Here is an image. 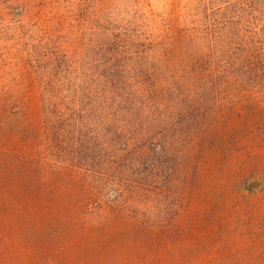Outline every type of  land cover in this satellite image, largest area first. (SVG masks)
Returning a JSON list of instances; mask_svg holds the SVG:
<instances>
[{"label": "rangeland", "instance_id": "1", "mask_svg": "<svg viewBox=\"0 0 264 264\" xmlns=\"http://www.w3.org/2000/svg\"><path fill=\"white\" fill-rule=\"evenodd\" d=\"M192 1L0 0V264H264V99L210 111L198 91H166ZM118 33L167 36L155 48L167 81L132 119L148 132L146 154L166 147L164 174L150 159L147 180L111 175L102 183L113 188L92 192L94 168L48 155L44 82L49 57L90 64L98 39Z\"/></svg>", "mask_w": 264, "mask_h": 264}, {"label": "trees", "instance_id": "2", "mask_svg": "<svg viewBox=\"0 0 264 264\" xmlns=\"http://www.w3.org/2000/svg\"><path fill=\"white\" fill-rule=\"evenodd\" d=\"M178 25L172 45L185 55L172 68L178 77L175 84L168 83L167 92L191 98L198 91V101L205 106L210 98V111L221 100L235 109L249 93L264 99V0H193L178 17ZM166 38L162 33L143 38L118 33L98 39L88 54L90 64L85 56L48 58L49 77L44 82L48 95L43 102L50 133L48 155L75 170L94 168L92 192L113 188L102 183L111 175L120 182L131 177L133 182L147 180L141 168L150 159L155 175L164 174L166 147L146 154L147 149L139 146L147 141L148 132L141 130V123L132 124V119L146 98L160 94L156 84L167 81L161 79L163 73L157 74L160 54L155 49L164 47ZM176 107L180 114L188 111L183 101ZM118 115L127 118L119 122Z\"/></svg>", "mask_w": 264, "mask_h": 264}]
</instances>
